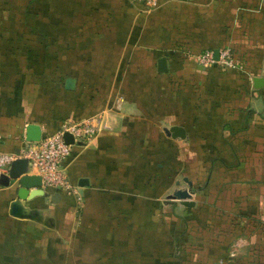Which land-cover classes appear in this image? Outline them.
<instances>
[{"label":"crops","instance_id":"1","mask_svg":"<svg viewBox=\"0 0 264 264\" xmlns=\"http://www.w3.org/2000/svg\"><path fill=\"white\" fill-rule=\"evenodd\" d=\"M39 7L38 35L0 26V153L96 132L63 166L76 195L42 183L49 197L21 201L35 221L9 214L18 182L0 186V264H264V0ZM226 48L235 68L199 65ZM179 190L192 209L169 199Z\"/></svg>","mask_w":264,"mask_h":264},{"label":"built area","instance_id":"2","mask_svg":"<svg viewBox=\"0 0 264 264\" xmlns=\"http://www.w3.org/2000/svg\"><path fill=\"white\" fill-rule=\"evenodd\" d=\"M148 9H155L160 0H135ZM199 65L203 68L217 64L221 71L235 68L237 61L229 48L223 49L217 62L213 60L211 52H204L199 56ZM96 121L72 124L69 129L54 135L43 136L38 142L28 144L19 155L0 153V179L8 175L10 165L17 159L28 161L29 174L41 178L44 187L57 192L70 190L69 181L64 173L65 161L71 156L72 146L64 141V134H70L75 142L89 140L96 132L93 125Z\"/></svg>","mask_w":264,"mask_h":264},{"label":"water","instance_id":"3","mask_svg":"<svg viewBox=\"0 0 264 264\" xmlns=\"http://www.w3.org/2000/svg\"><path fill=\"white\" fill-rule=\"evenodd\" d=\"M217 59V53L215 54ZM158 72L163 73L166 72V61L164 58L159 59L158 63ZM257 82L254 81V84ZM74 80L67 79L65 81V89L73 90L74 89ZM164 133L167 137H171L173 139H184L185 132L179 127H171L169 129H165ZM64 141L67 145H82L81 143H75L73 137L65 133ZM31 141L37 142V139H32ZM28 161L26 159H17L10 165V169L8 175H4L0 179V186L9 188L11 187V182H18V189L16 190L15 197L16 199L11 203L9 214L12 217L20 218V219H28V220H36L39 217V214L36 211H25L21 205V201L25 202L26 199H31L35 196H45L49 197L48 194L40 189L42 187V180L38 176L28 175ZM88 185L87 180H80L79 187L84 188ZM33 189V193H27V190ZM51 201L55 202L59 201V195L50 196ZM169 199L179 201L180 204L186 209L190 210L194 207V203L191 201V194L188 191H176L174 192Z\"/></svg>","mask_w":264,"mask_h":264},{"label":"rangeland","instance_id":"4","mask_svg":"<svg viewBox=\"0 0 264 264\" xmlns=\"http://www.w3.org/2000/svg\"><path fill=\"white\" fill-rule=\"evenodd\" d=\"M39 0H0V26L6 27L7 25H11L14 23L15 27H18V29H21L23 27L29 28L31 25V29L34 33L38 35V13H39ZM117 85L119 83H113L114 85ZM118 88H116V96L118 95ZM119 100V99H115ZM162 133V132H161ZM164 135V134H163ZM81 142V141H78ZM118 163H113V165ZM70 185V183H69ZM182 186H184L183 183H181ZM75 187V186H74ZM72 185H70V190L67 191V193H74L76 195V191ZM86 249V247H85ZM180 253H184L183 250H180ZM85 261H89L88 253H84ZM70 255V253H68ZM87 255V256H86ZM52 257V255H51ZM48 258L46 262L43 264H59L54 259V256L52 258ZM59 259V258H58ZM60 260V259H59ZM61 261V260H60ZM65 264H70V257H68L67 262Z\"/></svg>","mask_w":264,"mask_h":264}]
</instances>
